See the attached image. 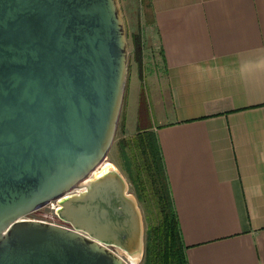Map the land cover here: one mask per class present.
<instances>
[{
    "label": "water",
    "instance_id": "water-1",
    "mask_svg": "<svg viewBox=\"0 0 264 264\" xmlns=\"http://www.w3.org/2000/svg\"><path fill=\"white\" fill-rule=\"evenodd\" d=\"M128 55L118 0H0V264L140 259L124 178L114 166L94 174L114 141ZM50 203L65 225L25 218Z\"/></svg>",
    "mask_w": 264,
    "mask_h": 264
},
{
    "label": "crops",
    "instance_id": "crops-1",
    "mask_svg": "<svg viewBox=\"0 0 264 264\" xmlns=\"http://www.w3.org/2000/svg\"><path fill=\"white\" fill-rule=\"evenodd\" d=\"M140 5L160 88L137 130L156 135L186 261L264 264V0Z\"/></svg>",
    "mask_w": 264,
    "mask_h": 264
},
{
    "label": "rangeland",
    "instance_id": "rangeland-1",
    "mask_svg": "<svg viewBox=\"0 0 264 264\" xmlns=\"http://www.w3.org/2000/svg\"><path fill=\"white\" fill-rule=\"evenodd\" d=\"M118 1L124 18L129 55L122 108L106 162L113 165L124 178L127 185L126 192L135 199L139 209L143 229V253L140 259L132 264H144L146 247L150 242L147 235L149 230L158 223L159 210L156 196L153 194L151 178L141 168L142 157L137 147L136 135L140 132L138 128L151 124L155 117L154 96L158 95L160 82L154 80L150 71L157 69L156 56L159 52L154 34L144 23L140 0ZM137 30H141L144 43L142 64L138 74L135 72L136 67L139 66L134 57L131 38V34ZM54 209L55 203H51L26 215L25 218L65 225L66 223L56 215ZM114 249L121 252L118 248ZM123 256L128 259L126 254Z\"/></svg>",
    "mask_w": 264,
    "mask_h": 264
},
{
    "label": "trees",
    "instance_id": "trees-1",
    "mask_svg": "<svg viewBox=\"0 0 264 264\" xmlns=\"http://www.w3.org/2000/svg\"><path fill=\"white\" fill-rule=\"evenodd\" d=\"M134 56L140 63L142 58L141 32L132 35ZM142 169L151 178L153 194L159 210L158 223L148 233L144 264H188L182 242L177 216L167 186L164 164L156 135L142 131L136 135Z\"/></svg>",
    "mask_w": 264,
    "mask_h": 264
},
{
    "label": "bare ground",
    "instance_id": "bare-ground-1",
    "mask_svg": "<svg viewBox=\"0 0 264 264\" xmlns=\"http://www.w3.org/2000/svg\"><path fill=\"white\" fill-rule=\"evenodd\" d=\"M113 165H111L108 162H103L102 165L98 168V170L94 173L95 175H97L98 173H102L108 170L109 167H112ZM128 259L130 261V263H135L136 261H138V257L134 256V257H130L128 256Z\"/></svg>",
    "mask_w": 264,
    "mask_h": 264
},
{
    "label": "built area",
    "instance_id": "built-area-1",
    "mask_svg": "<svg viewBox=\"0 0 264 264\" xmlns=\"http://www.w3.org/2000/svg\"><path fill=\"white\" fill-rule=\"evenodd\" d=\"M51 204V203H50Z\"/></svg>",
    "mask_w": 264,
    "mask_h": 264
}]
</instances>
